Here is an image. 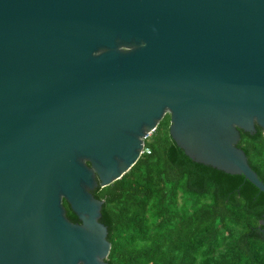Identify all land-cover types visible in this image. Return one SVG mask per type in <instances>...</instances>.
Instances as JSON below:
<instances>
[{
	"label": "water",
	"instance_id": "1",
	"mask_svg": "<svg viewBox=\"0 0 264 264\" xmlns=\"http://www.w3.org/2000/svg\"><path fill=\"white\" fill-rule=\"evenodd\" d=\"M165 114L179 152L264 193L236 146L264 132V0H0V264H108L94 193Z\"/></svg>",
	"mask_w": 264,
	"mask_h": 264
},
{
	"label": "trees",
	"instance_id": "2",
	"mask_svg": "<svg viewBox=\"0 0 264 264\" xmlns=\"http://www.w3.org/2000/svg\"><path fill=\"white\" fill-rule=\"evenodd\" d=\"M168 115L135 163L94 194L109 228L108 264H264V193L242 175L196 163L168 134ZM236 146L264 183V132ZM66 217L76 221L62 201Z\"/></svg>",
	"mask_w": 264,
	"mask_h": 264
},
{
	"label": "built area",
	"instance_id": "3",
	"mask_svg": "<svg viewBox=\"0 0 264 264\" xmlns=\"http://www.w3.org/2000/svg\"><path fill=\"white\" fill-rule=\"evenodd\" d=\"M151 132H152V131H151ZM151 132H150V133H151ZM150 133H147V134L143 137V141H144V139H145ZM142 152H146V153H147V152H148L147 148H144V147H143V148H142Z\"/></svg>",
	"mask_w": 264,
	"mask_h": 264
}]
</instances>
